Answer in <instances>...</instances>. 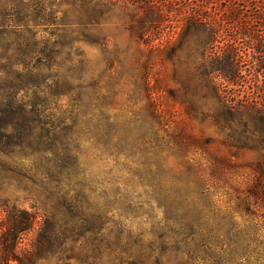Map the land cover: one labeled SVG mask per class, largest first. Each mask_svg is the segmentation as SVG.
Listing matches in <instances>:
<instances>
[{
    "label": "rangeland",
    "instance_id": "1",
    "mask_svg": "<svg viewBox=\"0 0 264 264\" xmlns=\"http://www.w3.org/2000/svg\"><path fill=\"white\" fill-rule=\"evenodd\" d=\"M191 1L175 0L170 18L182 21ZM213 1L226 5V0ZM247 1L248 8L240 10L242 16L255 6ZM141 14V9L120 2L93 7L82 0H0L1 100L17 97L29 105L43 102L50 119L60 127L70 125L67 117L80 120L96 109L97 114L111 115L116 128L131 130L127 139L133 142L143 131L162 126L169 135L163 155L175 172L156 177L111 171L113 163L98 164L83 149L80 161L91 172L86 183L95 187V200L104 211L100 235L94 240L70 238L63 260L45 257L38 264H141L139 258L141 262L147 258L146 264H217L218 255L226 258L225 264H264V235L248 249L240 241L233 250L227 238H214L217 222L222 225L221 234L228 230L235 235L239 230L243 212L236 213L239 223L232 226L227 208L252 184L253 161L259 153L232 143L199 114L211 112L216 102L194 95V62L188 51L152 53L148 78L154 85L150 96L157 117H149L148 93L143 87L148 51L145 47L137 51L130 27ZM259 37L264 40L263 34ZM245 59L243 74L251 65ZM263 81L260 75L257 88L242 80L232 87L238 99L261 101ZM103 95L107 98L100 106L98 98ZM70 133L61 131L54 152H48L54 148L52 140H42L27 128H6L0 135V197L30 209L34 201L25 198L32 193L25 177L34 174L35 163L43 157L64 160L67 142L63 136ZM183 161L194 165L177 164ZM158 180L166 182L171 196L176 182L178 192L194 199V225L186 230L188 235L182 234L179 223L168 220L174 219L177 202L150 198ZM217 209L222 213L217 214ZM33 234L23 235L21 245H28Z\"/></svg>",
    "mask_w": 264,
    "mask_h": 264
},
{
    "label": "trees",
    "instance_id": "2",
    "mask_svg": "<svg viewBox=\"0 0 264 264\" xmlns=\"http://www.w3.org/2000/svg\"><path fill=\"white\" fill-rule=\"evenodd\" d=\"M82 1L93 7L120 2L142 10L143 14L130 27L134 30L137 51L141 52L143 47L148 51L144 60L143 87L148 93V115L152 119L157 117L155 101L150 96L154 85L148 78L152 71L149 65L152 53L188 51L194 62V95L199 94L202 99L213 98L216 102L211 112L200 111L199 114L217 125L232 143L259 153L253 161L252 184L245 192H239L227 208V220L232 226L239 223L236 213L243 212L239 215L242 219L239 230L235 235L228 230L221 234L222 225L217 222L214 224V238H227L232 250L240 241L246 249L256 244L259 235H264L261 233L264 228V100L238 99L232 86L242 80L252 82L257 88L259 76L264 77V40L259 37L264 35V0H252L255 6L250 11L247 9L249 14L243 16L240 10L241 7L248 8L247 0H226L223 7L213 0H192L186 3L189 10L184 11L182 21L170 18L175 10L172 6L175 0ZM192 2L193 6H190ZM246 57L251 65L243 74L242 64L247 61ZM261 85L264 87V81ZM106 98L105 95L98 98L100 106ZM6 101L0 98V135L8 127L27 128L42 140H52L54 148L48 152H54L61 131L70 130L71 133L63 136L67 142V147L63 148L64 160L43 157L35 163L34 174L25 177L30 182L28 190L32 192L25 198L34 201L30 209L21 207L17 201L0 197V264H38L45 257L63 260L67 254L63 253L65 245L70 238L88 236L94 240L99 237L104 211L95 200V187L86 183L91 172L80 161L83 149L98 164L113 163L111 171L156 177L175 173L167 166L163 155L164 147L169 144L166 141L169 135L162 126L143 131L140 139L133 142L127 139L131 130L116 128L111 115L103 116L102 111L97 114L96 109L84 114L80 120L67 117L70 125L60 127L50 119L49 107L43 102L29 105L17 97ZM79 114L80 111L75 113L76 116ZM69 142L77 144L69 146ZM249 142L254 147H250ZM177 164H188L190 168L194 165L190 161ZM175 187L176 192L171 196L166 182L158 180L150 198L177 202L174 219L168 220L179 223L182 234L188 235L186 230L194 225V199L178 192L176 182ZM216 211L222 213L220 209ZM32 231L34 234L29 244L21 245L23 235ZM46 250L56 253H43ZM156 256L158 260L160 256ZM143 259L141 262L139 258V263L146 264L147 258ZM225 262L222 255L216 257L217 264Z\"/></svg>",
    "mask_w": 264,
    "mask_h": 264
}]
</instances>
